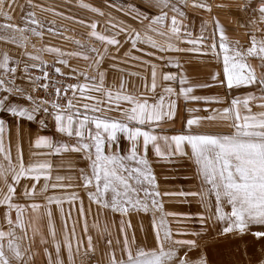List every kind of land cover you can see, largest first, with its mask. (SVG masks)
I'll return each instance as SVG.
<instances>
[{
  "label": "snow or ice",
  "instance_id": "6c2138e0",
  "mask_svg": "<svg viewBox=\"0 0 264 264\" xmlns=\"http://www.w3.org/2000/svg\"><path fill=\"white\" fill-rule=\"evenodd\" d=\"M16 6V0H0V15L11 21ZM29 6L40 7L32 0ZM77 6L106 18L111 28L107 34L97 31V21L87 23L89 37L102 48L85 49L76 40L84 51L38 49L55 54L52 65L27 52L26 44L16 45L25 51L15 60L0 52V218L7 225L0 227V264H41V256L47 264H65L62 247L67 264H76L74 257L82 249L79 264H90L100 244L108 249V264H264V36L255 35L264 29H255L245 47L239 39H230L214 14V8L225 10L238 28L247 29L264 24V0L215 4L192 0L191 5L188 0H147L144 5L135 0H99L98 5L80 0ZM189 6L212 17L207 35L209 21L203 18L200 35H193L195 20L184 11ZM113 9L122 17L113 15ZM41 10L73 19L53 9ZM233 10L252 12L255 18L243 19ZM2 27L43 36V24L33 11L24 17V27L10 23ZM5 40L16 43L15 37ZM24 57L33 63L21 67ZM65 57H81L89 62L88 70L73 67ZM152 57L165 63L158 67ZM131 62L150 68L144 92L125 80V73L140 76L123 67ZM113 70L121 75L118 84L109 86L107 77ZM210 88L223 93L196 94ZM241 89L243 95H233ZM40 90L46 93L44 98L36 95ZM190 102L208 107L187 108ZM185 109L187 116L182 114ZM112 112L119 115L113 117ZM49 127L53 135L44 134ZM25 141L30 149L46 150L32 151L31 156L49 159L26 163ZM150 151L156 160L150 159ZM185 159L193 172L183 178L195 187L172 190L157 182L154 163L179 165ZM61 170L69 174H57L52 182V173ZM58 188L64 193L49 194ZM77 201L79 215L69 229L66 220L71 213L65 212L64 204L71 208ZM175 203L195 204L197 209L165 210V204ZM169 217H180L172 221L180 226L170 227ZM81 220L86 243L77 233ZM90 227L98 233L95 243ZM193 251L194 262L189 257Z\"/></svg>",
  "mask_w": 264,
  "mask_h": 264
},
{
  "label": "rangeland",
  "instance_id": "374dc122",
  "mask_svg": "<svg viewBox=\"0 0 264 264\" xmlns=\"http://www.w3.org/2000/svg\"><path fill=\"white\" fill-rule=\"evenodd\" d=\"M80 0H32L33 4L40 5V7H30L29 6V0H16V7L14 11L11 13L13 16V19L11 21H6L2 15H0V52H8L11 56H13V59L20 58L21 53L25 51L23 48H18L16 45L17 44H26V51L33 54V55H40L42 59L48 64L52 65L55 62V54L53 53H48L44 51H37L38 49H43L45 47H55L59 48L63 52H79V51H84L87 48L90 47H98L102 48L103 45L101 42L96 41L95 38L89 37L88 35V29H87V23L89 21L95 20L98 22V28L97 31L100 32L101 34H107L109 31H111L110 25L107 23L106 18L99 17L96 14L78 7V3ZM85 3H91L93 5H98L99 0H83ZM117 3H120L121 0H116ZM137 4L144 5L147 0H135ZM213 4L215 3H232L233 0H210ZM236 3H240L241 0H235ZM189 5H191L192 0H188ZM42 8H49L53 9L55 12H61L64 14V16H71L73 19L67 20L64 19L63 16H57L54 15L53 11H42ZM29 11H33L36 13V18L40 20L43 24V36L42 37H37L33 35L31 32L25 33L21 35L19 32H14L12 29H5L2 27V25L6 23L13 24L15 26L19 27H24V17ZM113 15L117 16L118 18L122 17V13H117L113 9ZM184 11L188 14L190 18H194L195 23H196V28L194 29L193 35L194 36H199L200 35V20L201 18L208 20L209 21V28L211 25L212 17L205 13L203 10L200 9H194L192 7L185 8ZM217 11H225L222 9H216L214 8V14L216 15ZM235 11V10H233ZM242 13V12H241ZM171 15V13H170ZM83 20L85 21L84 24L77 23V21ZM54 21V23H52ZM51 28L52 31H49L48 29ZM207 35V32L205 33ZM15 37L16 43H8L6 42L5 38H11ZM25 37H27L25 39ZM79 40L81 43L85 45V49H81L79 45H77L74 41ZM155 51V50H153ZM158 55H177L175 53H158ZM69 59V63L78 69L81 70H88L89 68V62L83 60L81 57H65ZM152 62L157 63L158 67L162 64H164V61H157L155 60V57L150 58ZM33 63V61L28 60L26 57L22 59L21 67H23V63ZM136 62H131L129 64L123 65V67L127 71H132V72H138L140 73V76H132L128 77L125 73V80L130 81L132 84H135V82L140 83L143 81V84L150 82V68L149 66L145 65L143 67H136L134 66ZM12 66H15L14 64ZM34 73H37L35 69L32 70ZM67 71V70H66ZM89 75H92L91 71H89ZM121 75V73L113 70L112 72L109 73L107 77V82L108 85L111 86L112 84H118L119 80L118 77ZM144 77H148V80L146 81ZM129 90L131 88L129 87ZM159 88L157 89V92ZM139 91V90H138ZM149 97V102H152V96L153 94L151 92ZM183 114V113H182ZM111 115L113 117H116L119 115L118 112H112ZM185 116L189 115L184 112ZM179 129V125H177V130ZM49 135H53V132L50 131ZM121 148L123 151H126L125 147V142L122 141L121 143ZM149 157L151 160H156L152 152H149ZM49 159V158H48ZM43 161V160H39ZM37 161V162H39ZM58 162V161H57ZM155 173L157 175V182L163 186L164 188L172 189V190H179L180 186H184L185 188L189 187H195V184L192 180L190 179H184V176H191L193 172V165L190 161L185 159L181 164L179 165H171L167 163H162V162H157L154 163L153 165ZM59 175H67L69 174L66 170H61L59 172L54 171L52 176H53V181L55 182V176ZM172 174L174 176L180 177L176 179H167L165 180L163 177L165 175ZM64 189H50L49 194L53 195H61L64 193ZM83 194V193H82ZM167 199H181V198H165ZM79 201L76 202L75 206H70L65 203L64 204V210L66 213L70 211L71 213V218L66 220V224L69 229L72 227L73 219L78 217V208ZM85 208H87V199L85 198ZM93 209H95V205H93ZM197 209V205H187L183 203H175V204H165V210L166 211H176L180 213H191L195 212ZM230 211V209H228ZM41 212H43V209H41ZM28 212H25V216H27ZM15 216V213H13V217ZM2 227L6 229L7 225L4 222L2 218ZM56 224L57 227H60V218H59V213L57 212L56 214ZM133 224H136V218L133 217ZM177 219H181L180 217H169L168 220L170 221L169 226L172 228L179 227L180 225L173 223L172 221H175ZM88 222L89 225L91 226L93 222V218L91 216L88 217ZM101 227L103 226V218L101 217L100 221ZM198 227V225H197ZM83 228V221L81 220L80 225L77 227V233L81 235L82 239L84 240V243H86V236L83 235L82 232ZM91 235L94 238V243L98 239V233L96 232L95 229H92L90 227L89 229ZM137 237L142 238L141 233L137 231ZM117 237V233L114 231L113 232V240H114V247L116 248V256L119 259L120 258V251L119 247L115 245V239ZM23 243H27V241H23ZM200 244H203L201 241ZM148 247H152V239L149 237L148 241ZM83 255V249L81 250L80 256L74 257L76 264H79L80 262V257ZM91 255V254H90ZM190 259L195 260L196 258V253L195 251L189 253ZM53 258H55L54 255V250H53ZM62 258L65 260V264H67V252L65 249L62 247ZM108 264V249L106 248L105 245L100 244L97 246L95 254L91 257L90 264ZM41 264H47L46 259L41 256Z\"/></svg>",
  "mask_w": 264,
  "mask_h": 264
},
{
  "label": "crops",
  "instance_id": "0c3cea01",
  "mask_svg": "<svg viewBox=\"0 0 264 264\" xmlns=\"http://www.w3.org/2000/svg\"><path fill=\"white\" fill-rule=\"evenodd\" d=\"M234 14L236 16H239V17L243 18V19L255 18L254 14L252 12H248L247 14H245V13L234 11ZM216 15L221 20V23L224 24L226 26V28L228 29V35H229L230 39H232V40L239 39L241 44L243 46H245V47L250 45V35L255 31V29H264V24H257V25H254V26H250L247 29L246 28H242V27L238 28L237 25H236V21L232 18V16H230L228 14L227 11H217ZM211 30L212 29H211V25H210V29L207 30V34H208V32H211ZM255 35L259 39V38H261V36H264V33L260 32V31H255ZM210 67L213 70H216L215 63H212L210 65ZM160 70L161 71H165V72H167V71L175 72L176 71V69H174V68H162ZM205 76H206V74H205ZM16 82H17V84L25 83L24 81H21V80H17ZM143 85H144L143 81L138 83V84H137V82H135L136 90L137 91L139 90L138 92H144ZM158 91L161 92L160 89ZM217 93H223V89H221V88H210V89L197 90L196 94H199V95H214V94H217ZM243 94H244V90L243 89L239 90L238 92L233 93V95H243ZM148 96H150V93H148ZM231 98H232V96H229V98H228L229 102H230ZM157 99H158V97H157ZM166 102H167V97H166ZM207 107L208 106L203 104V102H201V103L190 102L187 105V108H193V109H205ZM184 112L186 114H188L186 109L183 111V114H184ZM191 115L193 117H195V116L199 115V113H192ZM22 123L27 125L26 121H23ZM9 124H11V118H9ZM31 127H32L34 132L37 130V126L35 124L31 125ZM50 131L53 132V129L51 127H49L47 132L44 133V134H48L49 135ZM23 149H24V159H25L26 163L27 162H37L39 160L48 159V157H45V156H31L30 152H32V151L42 152V151H46V150L34 149V148L30 149L29 145H28V143L26 141L23 144ZM12 155H13V160H15V147L14 146L12 147ZM38 200H39V198H38ZM0 227H2L1 219H0Z\"/></svg>",
  "mask_w": 264,
  "mask_h": 264
},
{
  "label": "built area",
  "instance_id": "2783aa9c",
  "mask_svg": "<svg viewBox=\"0 0 264 264\" xmlns=\"http://www.w3.org/2000/svg\"><path fill=\"white\" fill-rule=\"evenodd\" d=\"M34 73V72H33ZM34 74H39V73H34ZM36 95L39 97V98H44L46 96V93L43 91V90H40L38 93H36Z\"/></svg>",
  "mask_w": 264,
  "mask_h": 264
}]
</instances>
